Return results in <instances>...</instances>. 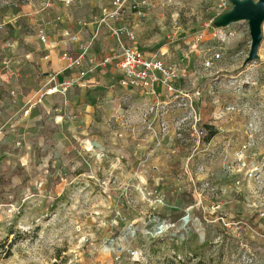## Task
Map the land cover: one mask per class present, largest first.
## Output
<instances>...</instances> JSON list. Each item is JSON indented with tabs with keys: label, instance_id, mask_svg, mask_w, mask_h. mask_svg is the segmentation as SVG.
Returning <instances> with one entry per match:
<instances>
[{
	"label": "rangeland",
	"instance_id": "374dc122",
	"mask_svg": "<svg viewBox=\"0 0 264 264\" xmlns=\"http://www.w3.org/2000/svg\"><path fill=\"white\" fill-rule=\"evenodd\" d=\"M47 1L0 0V264H264V21L248 60V21L221 25L219 0H152L110 22L176 65L157 75L167 85L146 91L109 70L97 72L105 85L30 106L44 80L5 72L28 35L61 25L59 5L39 11ZM113 2L82 49H117L99 25Z\"/></svg>",
	"mask_w": 264,
	"mask_h": 264
},
{
	"label": "built area",
	"instance_id": "2783aa9c",
	"mask_svg": "<svg viewBox=\"0 0 264 264\" xmlns=\"http://www.w3.org/2000/svg\"><path fill=\"white\" fill-rule=\"evenodd\" d=\"M51 1V0H48ZM55 1V0H54ZM73 0H57L64 5H69ZM152 0H114L113 9L104 15L99 20V25H105L113 33L116 39L117 49L115 52L106 57L102 65L115 63L118 73L123 77L126 83L136 85L143 90L153 92L155 87L161 82L167 85L164 78L162 81L157 79V75L169 77L174 74L176 65L166 67L165 64L158 59L156 55H150L141 50L135 41V36L132 32L127 31L121 26L111 24V20H118L120 17L127 13L143 16L144 9L152 7ZM231 7L229 0H219L217 8L223 12ZM66 39L62 40L63 43H74L78 41L76 34H70L68 31L63 32ZM39 41L42 45L48 46L49 40L42 33L39 32ZM82 46L81 52L78 56L72 57L67 52L62 54L65 66L62 70L47 74L46 80L38 90H31L32 95L28 97L27 104L30 106L39 104L43 101L44 97L54 93H61L65 95L69 89L81 86L87 74L91 73L93 69H83V60L88 57V50L90 47ZM68 72V76L64 80H58L60 74ZM16 76L12 69H7L5 78L11 79ZM170 76V77H171ZM170 89V88H168Z\"/></svg>",
	"mask_w": 264,
	"mask_h": 264
},
{
	"label": "crops",
	"instance_id": "0c3cea01",
	"mask_svg": "<svg viewBox=\"0 0 264 264\" xmlns=\"http://www.w3.org/2000/svg\"><path fill=\"white\" fill-rule=\"evenodd\" d=\"M110 4V0H74L72 2V6L67 10L65 5L61 3H50L47 1L45 2L44 6H42L39 11L40 12H46L50 10L49 8L52 5H59L60 10L63 12V16L59 17L58 20L60 21L59 27L57 25H53V29H49V24H46L43 28L41 26L38 27V29L35 31V35L30 34L28 35V39H26V42H29V46L31 47L30 52L25 54L24 60L17 64V73L16 78H20L19 80L20 84L23 79L31 78V79H38L42 78L45 82L47 74L56 73L60 70H62L65 66V61L63 60L62 54L67 52L72 57H76L80 54L81 45L85 42L89 41L85 39L86 37H92L95 34L96 30V16L101 14L104 9H107V5ZM26 11L29 12L28 15H32L31 10L33 9V6L30 4H27L25 6ZM51 8V9H52ZM83 23V26L80 27L79 30L74 32L71 28V25L80 26L77 25V23ZM32 26V25H30ZM56 27L59 29H56ZM42 31L44 35L49 40L48 46H44L39 41V32ZM68 31L70 34H76L78 37V41L74 43H63L62 40L66 39L63 32ZM57 33V34H56ZM94 40V39H93ZM92 40V41H93ZM105 41L102 40L101 42L98 41L94 44L93 50H97V48H101V54L94 55L88 52V57H86L84 60L85 67L83 66V69L88 70L89 68L93 69V71L85 77L83 83L81 86H79L78 91L80 90L82 93H87L89 90H93L97 85H105L104 83L96 82L97 72L104 73V76H107L109 73V70L114 71L115 73H118L116 69L115 63H110L107 65H102L103 60L108 57L112 52L108 47L104 48ZM93 46V42H92ZM42 48L43 52L41 56H38L35 51H38ZM91 49V50H92ZM94 53V52H93ZM91 66V67H89ZM16 71V70H14ZM21 74V76H20ZM68 72L64 74H60L58 76V80H64L68 76ZM89 75V76H88ZM109 76V75H108ZM120 76V75H119ZM42 80V82H43ZM73 90H71L68 95H74ZM28 96V92L26 93ZM29 97V96H28ZM28 97H23L24 99H27ZM24 103V102H23ZM37 107V106H35ZM34 107V108H35ZM30 109L31 111L34 109Z\"/></svg>",
	"mask_w": 264,
	"mask_h": 264
},
{
	"label": "water",
	"instance_id": "95a60500",
	"mask_svg": "<svg viewBox=\"0 0 264 264\" xmlns=\"http://www.w3.org/2000/svg\"><path fill=\"white\" fill-rule=\"evenodd\" d=\"M231 9L222 14L218 19L221 25L226 26L229 23L246 20L248 21L251 37V47L248 60L257 57V49L261 41V24L264 21V0H229Z\"/></svg>",
	"mask_w": 264,
	"mask_h": 264
},
{
	"label": "trees",
	"instance_id": "16d2710c",
	"mask_svg": "<svg viewBox=\"0 0 264 264\" xmlns=\"http://www.w3.org/2000/svg\"><path fill=\"white\" fill-rule=\"evenodd\" d=\"M230 9H231V7L228 9V11ZM204 129H205V134H206L205 135V141L206 142L210 141L217 134L216 130L212 126H205ZM1 180L2 179H0V181ZM3 250H4V247L2 245H0V260H1V258L5 257V255H4L5 251H3Z\"/></svg>",
	"mask_w": 264,
	"mask_h": 264
}]
</instances>
